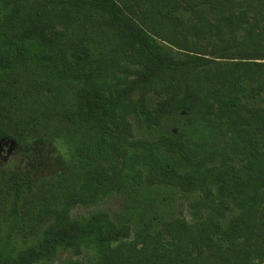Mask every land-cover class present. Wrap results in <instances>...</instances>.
<instances>
[{
    "label": "trees",
    "instance_id": "16d2710c",
    "mask_svg": "<svg viewBox=\"0 0 264 264\" xmlns=\"http://www.w3.org/2000/svg\"><path fill=\"white\" fill-rule=\"evenodd\" d=\"M33 131L69 159L0 170V264H264V0H0V140Z\"/></svg>",
    "mask_w": 264,
    "mask_h": 264
},
{
    "label": "rangeland",
    "instance_id": "374dc122",
    "mask_svg": "<svg viewBox=\"0 0 264 264\" xmlns=\"http://www.w3.org/2000/svg\"><path fill=\"white\" fill-rule=\"evenodd\" d=\"M68 159L69 154L65 146L40 131H33L27 140L21 143L0 140V170L25 172L32 177L35 185L40 180L56 177ZM126 206L125 198L119 197L109 199L98 207L113 212ZM92 209L78 207L73 213L87 216ZM69 256L68 253H61L51 264H63Z\"/></svg>",
    "mask_w": 264,
    "mask_h": 264
}]
</instances>
